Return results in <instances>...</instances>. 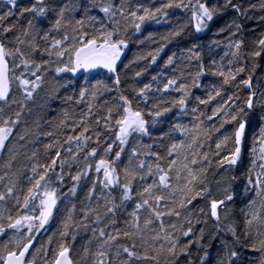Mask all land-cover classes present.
Masks as SVG:
<instances>
[{
	"label": "snow or ice",
	"instance_id": "6c2138e0",
	"mask_svg": "<svg viewBox=\"0 0 264 264\" xmlns=\"http://www.w3.org/2000/svg\"><path fill=\"white\" fill-rule=\"evenodd\" d=\"M169 9L190 15L182 22L177 18L161 37L165 43L152 41L158 46L148 56L155 64L168 43L180 45L164 61L171 75L163 80L158 79L159 73L153 75L155 87L145 83L133 88L135 95L130 97L121 88L122 75L135 61L124 63L125 50L145 24L169 23ZM229 9L246 19L258 11L264 20V0L247 7L237 0H161L159 6H146L139 0H34L25 5L20 0H0V156L8 154L6 167L11 169L17 155L15 140L43 143L47 157L41 161L40 150L34 147L22 172L0 175L4 188L0 191V236L7 237L0 249V264H35V255L32 260L27 255L32 254L30 249L35 248L42 230L47 231L46 226L57 217L62 238L58 249L35 248V254L43 252L44 264H74L67 241L69 237L75 241L81 231L90 232L87 244L95 245L94 251L84 249L85 256L93 257L91 264H160L161 258L165 264H181L182 257L185 264H193L189 258L193 246L203 253L200 264H213L212 249L219 253L216 264H264V77L254 79L258 61L264 62V34L245 51L241 24L228 26L229 51L224 57L231 58L227 68L215 60L206 66L203 46L196 43L198 34ZM188 34L195 39L188 46L180 44ZM143 71L137 70L135 76H142ZM68 73L71 77L81 74L85 84L79 86L78 96L60 97L59 90L71 83L70 78L62 82V74ZM207 73L220 78L212 82L211 90L201 79ZM49 75L57 94L50 98L62 99L71 111L62 109L55 131L43 129L38 119L35 131L26 127L17 132ZM194 90H203L206 98ZM104 92L114 95L105 99L101 107L106 106V113L100 115L93 102ZM152 92L160 95L150 96ZM85 102L86 110L77 111L75 105ZM183 117H190V123L184 124ZM254 121L259 134L254 137L243 185V215L237 217L235 186L223 187V197L213 198L206 180L212 169L214 175L232 171V180H237L235 170L243 165L246 128ZM165 123L168 129L161 128L155 136L153 129ZM143 137L153 138L154 143H144ZM133 141L123 164L122 154ZM80 152L85 153L84 159L75 174L66 172ZM118 162L123 164V181ZM93 163L97 175L77 215L76 205L67 207L65 202L71 203L69 194L76 196L80 181L91 177ZM66 175L73 183L63 192ZM201 200L207 201L203 207ZM164 217L175 220L169 219L166 225ZM211 222L213 232L195 228Z\"/></svg>",
	"mask_w": 264,
	"mask_h": 264
},
{
	"label": "trees",
	"instance_id": "16d2710c",
	"mask_svg": "<svg viewBox=\"0 0 264 264\" xmlns=\"http://www.w3.org/2000/svg\"><path fill=\"white\" fill-rule=\"evenodd\" d=\"M31 2H34V0H28L25 2H20L21 5L29 4ZM139 2L144 3L147 5L155 4L156 6H159L161 3V0H139ZM209 3H215L217 0H208ZM219 2H223V0H219ZM239 3H243L245 7L252 3H259V0H237ZM169 23H149L145 24L142 28L141 33L138 36H133L132 40L129 42L128 49L125 50V55L123 57L124 63H130L132 61H135L133 63H130V67L127 71V75H122V84L121 88L124 90L125 94L133 97L135 94L133 92V88H139L143 87L145 83H152L155 87V82L152 81V76L157 75L159 73L158 79L163 80L166 75H171V72L168 69H165L163 67L164 61L166 60L167 55H170L173 51H177L180 45H178L175 41L172 43H168L165 47L164 52L161 53L160 57H158L157 62L155 64L150 63V57L148 56V53L152 50H154L158 43H165L161 37L166 34L167 30H169L172 26H174L175 23H177V18L180 19L182 22L187 15H190V13L181 12L178 9H169ZM96 14V13H93ZM77 16H80L81 13H76ZM102 15V14H99ZM233 22H238L241 24L240 31V38L244 41V50L247 51L251 48L253 40L259 38L261 34H264V20L261 19V13L260 12H253L250 14V18H244L243 16H239L237 14H234L231 9L226 10L222 15H218L214 18V20L210 23L209 29L204 32L198 34L200 39L196 40L197 44H200L203 46V59L206 66L210 65L213 60H215L217 63H223L225 68H227V61L231 57H224V52L229 51V49L226 47V44L228 43L229 38V32H228V26L232 25ZM7 23V22H6ZM223 30V31H221ZM134 31V30H133ZM53 35H56L53 33ZM149 36H151V40L149 39ZM195 37L191 34H188L184 36L180 40V44L188 46L190 44V41L194 40ZM137 40L143 41V43H138ZM152 41H156L158 43H153ZM213 41H218V44H213ZM41 45H43V41L40 42ZM143 56L144 59L136 60L137 57ZM37 59L39 60L40 57L37 55ZM44 59H47V57H44ZM248 67L251 68V60H249ZM144 69L142 76L136 77L135 72L137 70ZM245 77L247 76V73L244 74ZM62 77L64 78L62 82H68L69 78L71 79V83H69L68 88H61L59 90V96L62 97L66 94H73L75 93L78 96V89L80 85L85 84V80L81 74H78L77 77H71V74H62ZM261 77H264V62L257 63V67L255 69L254 79L259 81ZM204 81L205 88L208 90H211V84L213 81H218L219 77H213L210 73H207L205 76L201 78ZM90 86V85H89ZM55 87V81L52 80V76L49 75L44 83V86L42 89L37 91V94L35 96L34 101L30 102L29 107L31 108V112L26 111L20 125L17 128V132H20L24 128H29L35 131V121L40 120V123L43 126V129L49 130V131H55V124L58 123V120L62 118V109L69 108V111H71V108L69 107V104H65L62 99L60 98H50V97H56L57 94L54 92ZM195 94L201 95L206 98L205 92L203 90H194ZM231 91H235V89L230 90L229 94H231ZM243 92H247V89H242ZM111 95L107 92H104L102 95H99L98 100L94 101L97 105V108L94 110L100 115H104L106 113V106L101 107V105H104V101L106 98H109ZM150 96H158L160 94L152 92L149 93ZM169 95V94H164ZM172 96L178 95V93H171ZM219 99V98H217ZM151 102V101H150ZM216 101L211 102V104L208 106V111L210 114V109L212 106H214ZM15 107V106H14ZM133 107H136V104H133ZM200 107H204L201 105ZM75 108L77 111L86 110L87 103H82L80 105H75ZM169 119H172V114H168ZM190 117H183L182 122L184 124L190 123ZM45 121H50L51 123H45ZM169 127L168 123H165L163 125H158L155 129H153V132L155 136H159L161 128L164 130H167ZM226 127H231L226 126ZM256 128V122L254 121L253 124L249 127H247L246 136H245V142H244V148H243V165L235 170L237 180H232V171H229L227 173H222L219 175H214L215 169H212L208 176L206 183L211 189V196L213 198H222L223 197V187H233L236 188V204L233 205L235 214L237 217H242L241 208L244 206L243 202L245 201V196L242 195L241 189L243 188V183L246 181V176L248 172V168L250 167V159L247 157V151L249 150V144H248V136L251 134L253 129ZM218 135V134H217ZM60 139H63V137H59ZM32 140H35L36 137L33 135L31 137ZM45 138L41 137V140H44ZM51 139V138H47ZM183 139V137H181ZM142 141L147 144L154 143L153 138L149 137H143ZM212 143V150L215 151V139H213ZM13 144L16 146L17 155L15 160L12 163L11 169H8L6 167L9 156L7 153L0 156V175H2L6 171L20 173L23 171V165L28 163L27 157L31 154L34 147L39 148L40 153L39 157L41 161H44L47 159V157L44 156V149H43V143H38L33 145L32 143H25V141H19L18 143L14 140ZM21 145H24L21 147ZM135 145V141L131 142L124 154H122L123 158V164L127 163L128 155L130 154L131 148ZM11 146V145H10ZM95 144H91L90 147H95ZM65 149L68 147L67 145L64 146ZM205 147H207V141L205 142ZM73 150H75L73 146ZM84 152H80L77 156V160L72 163L71 168L69 169L67 166L65 168V171H70L72 174H75L78 165H80L83 162L84 159ZM102 154V153H101ZM90 160L99 159V157L96 158H89ZM154 159V158H151ZM123 164H120L118 162V169L121 171V181H123V173L122 168ZM95 173V167L93 163V170L91 173L90 178H85L80 181V187L77 188V195L71 196L69 194L68 199L71 201V203H68L67 201L65 204L67 207H71L72 204H75L77 207V215H79V209H81L87 201L85 200L86 191L88 188L91 187L92 180L96 178ZM102 178V174H101ZM65 185L62 189L63 192H67L69 186L73 183L71 179L66 175L65 176ZM140 185L139 183L134 184V188L139 189ZM3 184L0 183V191H3ZM97 193L100 192V187L97 185L96 188ZM134 198L138 199V197ZM11 201H9L7 207H11ZM207 203L206 200L199 201V204L201 207L205 206ZM65 204L61 205V211L63 212V209L65 207ZM171 220H175V217L169 218L164 217L165 223L167 225V222ZM214 222L209 223L208 225L204 224H196L195 228L199 229L203 227L205 229L206 233L213 232L214 231ZM237 226L239 227V221H237ZM119 227L123 229L125 225L123 222H119ZM48 229L47 231L42 230L41 234L37 238V242L35 244V248H40L41 245H44L47 248L50 249H58V246L62 240V238L58 235V231L60 228L59 224V217H57L56 220L51 222L50 227L46 226ZM196 235L198 236L199 233L197 232ZM91 236V233H84L81 231L75 241H72L71 238H68V243L71 246L70 256L74 262V264H91V261L93 257L91 255L85 256L84 249L85 247H90L92 251L95 250V245H88L87 241L88 238ZM7 237L0 236V249L3 248V243L6 241ZM50 240V243H49ZM123 240V238H122ZM130 243V241H129ZM35 248L30 249V255H27V259L32 260L33 255H35V264H44V254L41 252L40 254H35ZM138 251H142L143 249L138 248ZM191 256L189 257L193 264H200V256L203 254L202 252H198L196 247L193 246V248L190 250ZM213 254V264H216V258L219 255V253L212 249ZM48 257L51 258L53 255L52 251H49L47 253ZM147 264H154L152 261H148ZM160 264H165V261L163 258L160 260ZM181 264H185L184 258H181Z\"/></svg>",
	"mask_w": 264,
	"mask_h": 264
},
{
	"label": "rangeland",
	"instance_id": "374dc122",
	"mask_svg": "<svg viewBox=\"0 0 264 264\" xmlns=\"http://www.w3.org/2000/svg\"><path fill=\"white\" fill-rule=\"evenodd\" d=\"M246 131H247V128H246ZM259 134V128L256 127L253 129V131L251 132V134L248 136V144H249V150L247 151V157H249L250 161L252 159V153H251V149L253 147V141H254V137L257 136ZM251 165V163H250ZM246 182V181H245ZM244 182V183H245ZM243 183V184H244ZM241 193L242 195H244V192H243V188L241 189ZM245 196V195H244Z\"/></svg>",
	"mask_w": 264,
	"mask_h": 264
},
{
	"label": "water",
	"instance_id": "95a60500",
	"mask_svg": "<svg viewBox=\"0 0 264 264\" xmlns=\"http://www.w3.org/2000/svg\"><path fill=\"white\" fill-rule=\"evenodd\" d=\"M25 1H28V0H20V2H25Z\"/></svg>",
	"mask_w": 264,
	"mask_h": 264
}]
</instances>
